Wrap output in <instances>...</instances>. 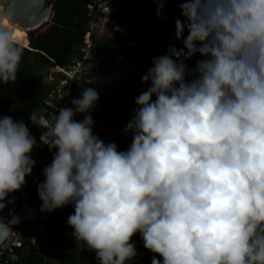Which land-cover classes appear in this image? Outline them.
Instances as JSON below:
<instances>
[{
	"label": "clouds",
	"instance_id": "clouds-1",
	"mask_svg": "<svg viewBox=\"0 0 264 264\" xmlns=\"http://www.w3.org/2000/svg\"><path fill=\"white\" fill-rule=\"evenodd\" d=\"M154 2L164 19L166 0ZM179 10L183 46L142 76L126 150L94 133L92 87L52 120L29 115L52 153L40 211L71 205L72 236L98 264H129L137 234L151 264H264V0H180ZM13 14L10 2L0 15L2 84L17 81L25 51L3 23ZM36 145L23 121L0 116V212L32 174Z\"/></svg>",
	"mask_w": 264,
	"mask_h": 264
},
{
	"label": "trees",
	"instance_id": "trees-1",
	"mask_svg": "<svg viewBox=\"0 0 264 264\" xmlns=\"http://www.w3.org/2000/svg\"><path fill=\"white\" fill-rule=\"evenodd\" d=\"M90 1L52 0L51 20L36 30L21 34L14 27L15 37L25 51L17 81L0 83V116L23 121L34 137L40 131L31 124L29 115L33 111L40 113L48 92L45 82L48 70L54 65L65 66L80 56V47L88 37L87 5ZM156 10L154 0H116L108 15L122 26V31L115 36L96 35L93 38V56L106 60L101 69L106 89L98 93L99 100L91 113L95 121L94 132L101 129L119 131V135L108 142L116 143L121 151L126 150L132 141L131 133L125 135L123 129L136 108L134 98L148 87L141 83L142 76L152 67L153 58L166 55L171 45L183 46L175 38L174 22L181 17L164 8L165 18L161 19L157 17ZM3 23L12 26L8 20H3ZM118 55L125 57V63L115 61ZM199 58L194 57L186 63L194 67ZM135 60L139 63L134 64ZM85 87H75L73 95L80 97ZM46 154L47 166L52 160L48 148ZM39 183L30 184L27 188L28 201L34 209L41 205L37 194ZM73 212L71 205L53 211L45 227L43 243H25L18 251V260L12 264H98L95 253L83 250L72 236L67 219ZM32 220L36 217L32 216ZM153 255L146 252L143 259H134L140 264H151Z\"/></svg>",
	"mask_w": 264,
	"mask_h": 264
},
{
	"label": "built area",
	"instance_id": "built-area-1",
	"mask_svg": "<svg viewBox=\"0 0 264 264\" xmlns=\"http://www.w3.org/2000/svg\"><path fill=\"white\" fill-rule=\"evenodd\" d=\"M115 1L91 0L88 3V37L80 47V56L75 57L65 66L54 65L48 70L45 80L48 92L40 110V114L45 115L48 119L52 120L55 114L58 113L59 108L72 106L70 101L78 98L73 95L75 87H92L98 93L105 91L106 82L103 80L101 69L106 60L93 56V38L96 35L115 36L122 31V26L108 15L110 7ZM179 5L180 0H166L164 8L170 9L181 17ZM115 61L125 63L126 59L123 55H118ZM138 63V60L134 61V64ZM130 70H132V66ZM89 80L93 82L86 83ZM92 111L93 109L90 115ZM83 118V114H77L75 117L77 120H82ZM39 131V135L35 137L37 145L31 153L36 165L32 174L26 178L27 183L20 191L15 192L19 198L17 216L20 218V222L14 225L7 238L0 244V264L16 262L19 258L18 251L23 249L25 243H30L31 245L42 244L45 227L52 217L53 212H41L40 208L34 209L28 201V186L42 182L44 179L42 170L46 166L47 147L40 143L39 138L43 130L39 128ZM100 131L104 130L101 129ZM32 216H35L36 220L33 221ZM138 242H143L140 236L138 237ZM129 264L140 263L133 259Z\"/></svg>",
	"mask_w": 264,
	"mask_h": 264
},
{
	"label": "water",
	"instance_id": "water-1",
	"mask_svg": "<svg viewBox=\"0 0 264 264\" xmlns=\"http://www.w3.org/2000/svg\"><path fill=\"white\" fill-rule=\"evenodd\" d=\"M10 2L14 12L11 23L24 29L39 27L50 16L53 9L52 0H0V4L7 3V6ZM7 201H13V203H7ZM7 201V207L0 212V240L2 241L14 228L15 221L10 222L13 215L17 216L19 208V198L15 193L9 194Z\"/></svg>",
	"mask_w": 264,
	"mask_h": 264
},
{
	"label": "rangeland",
	"instance_id": "rangeland-1",
	"mask_svg": "<svg viewBox=\"0 0 264 264\" xmlns=\"http://www.w3.org/2000/svg\"><path fill=\"white\" fill-rule=\"evenodd\" d=\"M6 7H7V3H1V5H0V15L3 14V12H4V10H5ZM4 20H7V19L5 18ZM16 29L18 30V34H21V33L24 32L21 29H18V28H16ZM94 133L97 134L100 137V139H102L106 143L110 139H112L114 136L119 135V131H110V132H106V131H95ZM138 235L139 234H137L136 236L133 237V242L136 245V250H137V253H138V255L135 257V259L141 260V257H143L146 254V252H150V251H148V250H146L144 248L143 242L140 243V242H138L136 240L137 237H138Z\"/></svg>",
	"mask_w": 264,
	"mask_h": 264
},
{
	"label": "bare ground",
	"instance_id": "bare-ground-1",
	"mask_svg": "<svg viewBox=\"0 0 264 264\" xmlns=\"http://www.w3.org/2000/svg\"><path fill=\"white\" fill-rule=\"evenodd\" d=\"M1 5V4H0ZM52 16H53V13H52V10H51V13H50V16L39 26V27H41L44 23H46V22H48L49 20H51L52 19ZM7 19V18H6ZM8 20V19H7ZM8 22L13 26V27H15V28H18V29H21V30H23L24 32H30V31H33V30H36L37 28H39V27H37V28H35V29H24V28H22V27H20L19 25H16V24H13V23H11V21H9L8 20Z\"/></svg>",
	"mask_w": 264,
	"mask_h": 264
},
{
	"label": "crops",
	"instance_id": "crops-1",
	"mask_svg": "<svg viewBox=\"0 0 264 264\" xmlns=\"http://www.w3.org/2000/svg\"><path fill=\"white\" fill-rule=\"evenodd\" d=\"M139 236H140V235H138V237H139ZM138 237H137V239H136L137 241H138ZM145 256H146V254H145L143 257H141V259H143ZM137 260H138V259H137Z\"/></svg>",
	"mask_w": 264,
	"mask_h": 264
}]
</instances>
